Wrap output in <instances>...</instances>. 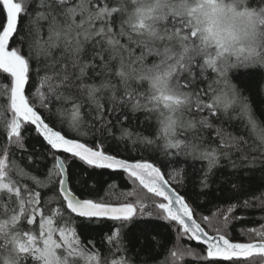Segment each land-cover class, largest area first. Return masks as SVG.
Returning a JSON list of instances; mask_svg holds the SVG:
<instances>
[{"label":"snow or ice","instance_id":"6c2138e0","mask_svg":"<svg viewBox=\"0 0 264 264\" xmlns=\"http://www.w3.org/2000/svg\"><path fill=\"white\" fill-rule=\"evenodd\" d=\"M254 98L264 105V0H0V264H135L129 245L159 264L185 239L203 254L173 248L171 264L264 258V224L246 242L231 231L256 165L264 191ZM136 112L147 135L124 127ZM25 133L40 142L27 167L13 151L27 152ZM222 161L237 172L214 179ZM39 162L43 178L28 171ZM102 170L131 190L102 194ZM214 183L231 202L197 216L188 188L198 200Z\"/></svg>","mask_w":264,"mask_h":264},{"label":"trees","instance_id":"16d2710c","mask_svg":"<svg viewBox=\"0 0 264 264\" xmlns=\"http://www.w3.org/2000/svg\"><path fill=\"white\" fill-rule=\"evenodd\" d=\"M2 103V101H0ZM253 105L257 106V108L264 107V105L261 104V101L259 98H254L252 101ZM259 115V112L257 113ZM130 119L125 122L124 127L130 128L133 132L140 133L143 132L145 135H147V132H144L143 128V120L144 116L141 112H136V113H129ZM264 118V117H262ZM232 131H239V125L237 124L235 128L230 129ZM118 134V133H117ZM25 144L27 148V152H21L16 149H13V151H16L17 159L20 161V163L27 167V162L26 160L22 159V157H26L29 153H32L34 148L38 149L39 148V140H37L35 137L32 138H27V133H25ZM4 141V136L3 133L0 132V144H3ZM131 145L129 144V147ZM113 149H116V145H113ZM119 152L127 158L129 153L124 151L123 145L119 146ZM133 156H137L138 154L133 151L132 152ZM195 163V167L198 169L201 167L202 162L196 161L193 162L189 160L188 165H191ZM188 165H184V167L187 168L188 172L190 174L195 175L193 169L189 167ZM175 167V165H174ZM47 168V162H39V168L38 169H32L29 168L28 171L33 172L36 176L43 178V174L46 172ZM260 166L256 165L255 167V176L252 178L251 181L248 180V175H244V180H245V187L246 191L242 192L239 194L237 198L234 199H249L251 202V207L248 209H243L239 208L236 210V215L240 216L243 215L247 217V219L244 220H238L233 223L232 225V234L233 236L242 241H247L249 239H255V237H250L248 235H241V232L244 230H247L249 228H259L261 224H264V219H261L264 217V208L259 206L260 199L264 198V191L261 190L259 187L260 184V178H261V171L259 170ZM78 171V170H77ZM234 172H237V170L232 169L227 161H222V166L221 168L217 171L216 178L220 176H228L230 174H233ZM248 173V168L247 167H242L238 170V174H246ZM100 183V187L102 190V194L107 193L109 195L113 194H119L122 192L130 191L131 190V184L130 182L126 181V178L122 172L119 171H112V170H102L100 171L99 176L97 177ZM115 184L114 188H110L109 186ZM200 189L195 188L193 189L192 187L188 188V192L190 193L192 199L198 203L197 207V216L200 214L203 215H209L211 217L212 213L217 210V208L223 209L226 207L228 203L231 201H228L225 199L224 194L216 190V185L215 183L213 184V188L211 190H207V195H201L199 196L197 200V194L199 193ZM143 194V193H142ZM46 196H50L51 193L45 191ZM255 196L256 199H252V197ZM123 197H121V200ZM55 207V205H52ZM129 228H132L133 225H129ZM106 235V233H97L93 236L88 237V239H92L96 241L97 247L100 249L102 254H106L108 251V245L107 243H101L103 240V236ZM171 240V237H169ZM86 243V241H85ZM141 244L144 243L143 238H141L140 241ZM179 249L183 251L185 248H191L194 250L198 255L203 254V249L200 248L197 243L194 242H189L186 239L185 240H176L174 243H167V247L161 250H158V258H159V264H165V260L167 259L168 264H171V258L167 255L168 251L170 249ZM140 249L133 248L131 245H129V250L127 252V255L131 257L134 261L135 264H139V261L137 259V252H139ZM143 255V253H141ZM264 262V258H261L259 255L249 258V264H261ZM179 264H198L197 260L192 257H186L184 260L180 261Z\"/></svg>","mask_w":264,"mask_h":264},{"label":"water","instance_id":"95a60500","mask_svg":"<svg viewBox=\"0 0 264 264\" xmlns=\"http://www.w3.org/2000/svg\"><path fill=\"white\" fill-rule=\"evenodd\" d=\"M246 242V241H245ZM194 243H196V242H194Z\"/></svg>","mask_w":264,"mask_h":264}]
</instances>
